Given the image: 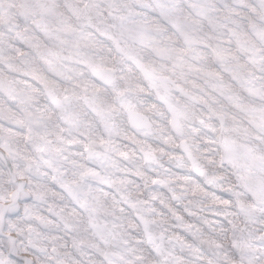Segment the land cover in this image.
Wrapping results in <instances>:
<instances>
[{
	"label": "snow or ice",
	"instance_id": "1",
	"mask_svg": "<svg viewBox=\"0 0 264 264\" xmlns=\"http://www.w3.org/2000/svg\"><path fill=\"white\" fill-rule=\"evenodd\" d=\"M0 264H264V0H0Z\"/></svg>",
	"mask_w": 264,
	"mask_h": 264
}]
</instances>
